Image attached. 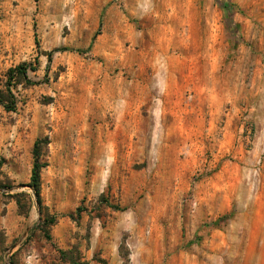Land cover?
Instances as JSON below:
<instances>
[{
    "label": "rangeland",
    "instance_id": "rangeland-1",
    "mask_svg": "<svg viewBox=\"0 0 264 264\" xmlns=\"http://www.w3.org/2000/svg\"><path fill=\"white\" fill-rule=\"evenodd\" d=\"M9 84L0 264H264V0H0Z\"/></svg>",
    "mask_w": 264,
    "mask_h": 264
},
{
    "label": "trees",
    "instance_id": "trees-1",
    "mask_svg": "<svg viewBox=\"0 0 264 264\" xmlns=\"http://www.w3.org/2000/svg\"><path fill=\"white\" fill-rule=\"evenodd\" d=\"M51 57V54H49ZM33 70L31 67H28L26 64H21L14 69L9 71V81H13L14 78L17 80L27 79L28 70ZM8 94H4L0 91V105L4 107V109L8 112H12L16 109V101L14 96L12 95L10 84L8 86ZM47 143V140L38 139L35 142L34 150H33V166L31 170L30 183L28 186L33 190L34 195L37 199V203L41 206V173L42 170L47 166V163L43 162V145ZM107 204H110L106 201ZM110 207L115 211H124L126 208L120 207L119 205H110ZM44 229L49 230L50 227L56 224V219L53 217H46L43 220ZM49 238V237H48ZM62 258L65 262L75 264L74 257L72 255V251H60Z\"/></svg>",
    "mask_w": 264,
    "mask_h": 264
},
{
    "label": "crops",
    "instance_id": "crops-1",
    "mask_svg": "<svg viewBox=\"0 0 264 264\" xmlns=\"http://www.w3.org/2000/svg\"><path fill=\"white\" fill-rule=\"evenodd\" d=\"M165 77H166V79L168 78L167 82L170 84L171 83V70L169 71V74L168 75H165ZM166 79H165V83H166ZM197 91L198 90L196 89L195 95H196Z\"/></svg>",
    "mask_w": 264,
    "mask_h": 264
}]
</instances>
